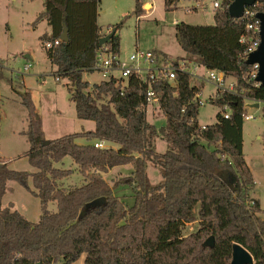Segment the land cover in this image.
Wrapping results in <instances>:
<instances>
[{
	"label": "trees",
	"instance_id": "16d2710c",
	"mask_svg": "<svg viewBox=\"0 0 264 264\" xmlns=\"http://www.w3.org/2000/svg\"><path fill=\"white\" fill-rule=\"evenodd\" d=\"M180 1L164 0L166 11L174 10ZM233 1L220 2L214 25H176L185 58L237 83V94L219 90L208 99L222 111L215 124L205 129L198 123L200 107L194 99L202 86L186 75H177L175 87L163 81L153 85L166 118L159 129L147 121L148 84L137 76L126 82L84 81L82 74L93 71L100 49L119 54L120 25L110 28L116 33L100 46V38L106 35L97 23L100 0L44 1L37 21L45 19L50 32L40 40L60 39L64 20L69 39L46 49V56L56 67L57 78L69 81L77 118L92 121L95 130L44 145L40 121L30 118L24 132L30 145L26 157L36 172L0 164V264H72L83 254L84 264H230L233 244L248 250L255 264H264V218L259 216V201L249 195L254 182L243 154L242 118L246 100L264 103V87L252 75L249 55L240 43L242 36L251 35L250 21L230 17ZM247 10L255 12V21L264 12V0ZM143 12V0H136L133 14L140 17ZM22 104L31 111L26 95ZM158 138L167 143L163 153L155 151ZM78 139L85 144L77 143ZM66 157L76 164L80 184L66 185L72 172L55 167ZM147 164L159 169L161 183L151 184ZM125 165L133 167L131 173L109 184L105 175ZM10 181L41 200L37 223L13 209L12 203L2 205ZM125 189L130 190L131 205L125 201L127 194L121 195ZM51 203L55 212L48 209ZM189 224L197 227L186 234ZM210 237L214 246L203 247Z\"/></svg>",
	"mask_w": 264,
	"mask_h": 264
},
{
	"label": "rangeland",
	"instance_id": "374dc122",
	"mask_svg": "<svg viewBox=\"0 0 264 264\" xmlns=\"http://www.w3.org/2000/svg\"><path fill=\"white\" fill-rule=\"evenodd\" d=\"M44 1L0 0V162L3 160L10 169L27 173L36 172L26 157L30 145L24 132L30 118L40 121L46 141L88 131L92 123L77 118L74 103L70 99L71 85L65 78H57L56 67L46 56V48L40 38L49 31V27L45 20L37 21L40 11L44 9ZM214 1L204 0L206 9L196 8V11H192L195 0H181L174 10L166 11L164 0H143L144 12L137 17L133 14L136 0H100L97 23L103 34L120 25L118 35L121 48L118 55L121 59H127L140 50L157 51L171 59L180 60L186 57V53L177 41L176 25H214L215 9L210 6ZM217 1L220 3L222 0ZM28 64L30 69L25 70ZM82 78L91 84L102 80L96 71L83 72ZM234 80L229 77L226 82ZM192 83L197 82L192 80ZM214 91L212 84L202 83L204 100L215 97ZM22 95H26L31 102V111L22 104ZM255 109L246 100L245 112L255 113L257 117L244 121L243 154L254 182L249 195L259 201V216L264 218V110L262 105ZM220 111L221 108L206 102L199 110V124H215ZM146 114L147 121L156 128L165 126L166 118L159 104L150 103ZM76 142L85 144L86 141L78 139ZM154 146L157 153L167 150V143L160 138L156 139ZM55 167L72 172L65 181L66 185L81 183L76 164L70 157ZM132 170L131 165L115 167L105 175V179L113 185L114 181L128 176ZM147 171L152 185L163 181L158 168L147 164ZM28 186L32 187L31 178L28 179ZM123 194H127L126 203L133 204V199L129 197L130 190H123ZM1 203L4 207L12 203L13 209L32 223H37L42 215L41 200L15 181L8 182ZM48 209L55 212L56 205L51 203ZM196 227L197 224H189L185 233L195 231ZM84 260L83 254L72 264H84Z\"/></svg>",
	"mask_w": 264,
	"mask_h": 264
},
{
	"label": "built area",
	"instance_id": "2783aa9c",
	"mask_svg": "<svg viewBox=\"0 0 264 264\" xmlns=\"http://www.w3.org/2000/svg\"><path fill=\"white\" fill-rule=\"evenodd\" d=\"M220 3L214 1L210 6L212 9H217ZM255 5V4H254ZM193 8L197 9H206L207 6L204 3V0H195V5ZM248 8V7H247ZM245 10L243 17L248 19L250 22L247 25V31L251 33L249 37L242 36L240 43L244 44L246 47V53L248 55L252 54L257 50L260 44V28L259 21L252 19L255 15V12ZM110 33L107 31V34ZM61 39L54 40L53 42H44L45 48L49 49L60 44ZM253 66L252 75L256 79L259 65L255 64ZM30 69V64L25 66V70ZM93 71L98 72L101 75L102 80L110 81L112 79L121 80L126 82L129 77L137 76L139 80L143 83L148 84L146 91L148 103L158 104L160 100V94L157 90L153 88V85L161 81L169 83L171 86L177 85V75L183 74L190 78L191 82L196 86H202V83L212 84L215 88L214 93L217 95L219 90L227 91L231 94H237L236 92V80L227 83L226 80L229 76H226L222 72L216 70L207 69L205 66L200 63L195 62L187 58L180 60L171 59L166 55L154 54L152 51H140L136 50L135 53L131 54L127 59H121L118 54H111L106 52V48H102L98 51L96 56L95 65L92 68ZM258 85H260L258 83ZM215 95V96H216ZM195 101L198 106L201 108L208 100H204L202 89L199 90L195 96ZM249 101V100H248ZM259 104L258 108L263 106V102L260 101H249V105L255 106ZM255 109V110H257ZM225 111L224 117H229V108L226 106L223 108ZM255 113H246L242 115L243 121H250L256 119ZM264 119V114L262 115ZM205 126H201L202 129H205ZM95 147H102V144H95ZM2 164V162H0Z\"/></svg>",
	"mask_w": 264,
	"mask_h": 264
},
{
	"label": "water",
	"instance_id": "95a60500",
	"mask_svg": "<svg viewBox=\"0 0 264 264\" xmlns=\"http://www.w3.org/2000/svg\"><path fill=\"white\" fill-rule=\"evenodd\" d=\"M258 0H234L228 8L229 15L233 19H241L245 14V10L247 7H252ZM147 7V6H146ZM257 19L259 21V36H260V44L256 51L248 57V64L250 65H259L258 74L256 77V81L264 87V12L257 15ZM63 33L60 37L61 41L64 43L68 42V28L66 24V20L63 22ZM116 33V30L113 29L110 33L106 34L104 37H101L99 40L100 46L105 45L112 36ZM30 58L29 56H26ZM259 104H255V108H258ZM49 141H45L44 145H48ZM214 239L210 237L203 244V247H213ZM230 264H255L253 256L250 254L248 250H246L243 246L239 244H233L232 253H231V262Z\"/></svg>",
	"mask_w": 264,
	"mask_h": 264
},
{
	"label": "crops",
	"instance_id": "0c3cea01",
	"mask_svg": "<svg viewBox=\"0 0 264 264\" xmlns=\"http://www.w3.org/2000/svg\"><path fill=\"white\" fill-rule=\"evenodd\" d=\"M31 2L32 1H34V0H30ZM215 1H217V0H215ZM219 2V1H218ZM44 12V9L43 10H41L40 11V13H39V15L40 14H42ZM45 19H43V22H45L44 21ZM97 22H98V20H97ZM49 31H50V28H49ZM48 31V32H49ZM48 32H46V33H48ZM102 81V80H101ZM100 81V82H101ZM99 83V82H98ZM33 121H36L35 119H33ZM199 123V122H198ZM200 125V124H199ZM200 126H205V125H200ZM95 130V125H94V123L92 122L90 125H89V127H88V131H85V132H93ZM81 133V132H80ZM104 146H108L107 144H104ZM1 158V157H0ZM2 161V163H5V161H3V160H1ZM250 169V168H249ZM253 198V197H252Z\"/></svg>",
	"mask_w": 264,
	"mask_h": 264
}]
</instances>
